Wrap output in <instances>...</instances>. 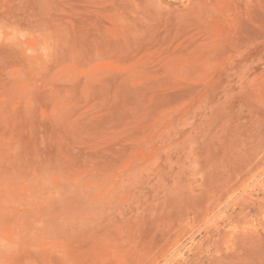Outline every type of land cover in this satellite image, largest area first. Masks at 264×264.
<instances>
[{
	"label": "rangeland",
	"instance_id": "rangeland-1",
	"mask_svg": "<svg viewBox=\"0 0 264 264\" xmlns=\"http://www.w3.org/2000/svg\"><path fill=\"white\" fill-rule=\"evenodd\" d=\"M165 263L264 264V0H0V264Z\"/></svg>",
	"mask_w": 264,
	"mask_h": 264
},
{
	"label": "bare ground",
	"instance_id": "bare-ground-1",
	"mask_svg": "<svg viewBox=\"0 0 264 264\" xmlns=\"http://www.w3.org/2000/svg\"><path fill=\"white\" fill-rule=\"evenodd\" d=\"M244 201V200H243ZM241 215V214H240ZM244 215V214H243ZM166 264V263H165Z\"/></svg>",
	"mask_w": 264,
	"mask_h": 264
}]
</instances>
